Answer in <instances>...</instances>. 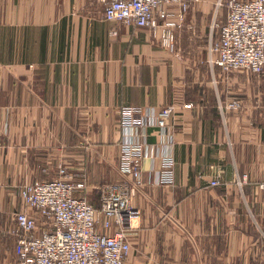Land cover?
<instances>
[{"label": "crops", "instance_id": "crops-1", "mask_svg": "<svg viewBox=\"0 0 264 264\" xmlns=\"http://www.w3.org/2000/svg\"><path fill=\"white\" fill-rule=\"evenodd\" d=\"M217 1L190 7L172 52L148 28L105 20L99 0H0V264H13L20 188L60 167L95 207V186L132 185L126 264H264V80L210 62ZM169 104L161 131H131L153 145L133 185L119 171L120 109Z\"/></svg>", "mask_w": 264, "mask_h": 264}, {"label": "built area", "instance_id": "built-area-1", "mask_svg": "<svg viewBox=\"0 0 264 264\" xmlns=\"http://www.w3.org/2000/svg\"><path fill=\"white\" fill-rule=\"evenodd\" d=\"M99 1L105 20L148 28L161 46L173 52L185 13L200 0ZM222 6L225 20L219 25L217 39L209 42L210 62L224 72L248 71L264 80V0H218L216 8ZM230 106L239 107V103L233 101ZM182 107L190 108L191 104ZM175 113V104L158 110L121 107L120 126L126 135L120 144L119 171L134 177L133 185L139 183L141 159L152 152L153 145L134 138L131 131L148 127L161 131ZM163 158L158 182L170 184L173 162L170 157ZM59 171L58 178L26 183L19 190L25 209L13 214V264H126L131 249L128 232L139 215L130 203L132 185L95 186L99 203L95 207L76 196L84 184L64 178L63 167ZM218 184L210 181L212 186ZM259 229L264 235V227Z\"/></svg>", "mask_w": 264, "mask_h": 264}]
</instances>
